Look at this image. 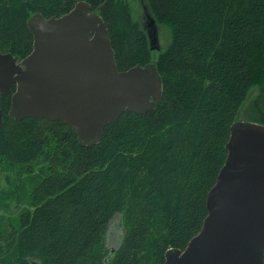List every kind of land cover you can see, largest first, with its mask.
<instances>
[{
	"label": "trees",
	"instance_id": "1",
	"mask_svg": "<svg viewBox=\"0 0 264 264\" xmlns=\"http://www.w3.org/2000/svg\"><path fill=\"white\" fill-rule=\"evenodd\" d=\"M78 1L0 0V50L25 58L27 19L62 16ZM86 1L104 4L118 69L147 64V35L120 0ZM142 1L170 36L157 54L163 89L152 111L122 113L84 147L62 122L11 119V94L1 96L0 167L38 177L31 209L15 226L0 225V247L10 252L0 264H164L168 249L183 250L202 227L237 115L264 125V0ZM248 104L254 114L245 113ZM117 214L125 226L109 252Z\"/></svg>",
	"mask_w": 264,
	"mask_h": 264
},
{
	"label": "water",
	"instance_id": "2",
	"mask_svg": "<svg viewBox=\"0 0 264 264\" xmlns=\"http://www.w3.org/2000/svg\"><path fill=\"white\" fill-rule=\"evenodd\" d=\"M144 20L149 62L120 71L106 23L87 3L77 2L58 18L31 16L30 54L19 61L0 52V101L11 93L8 117L62 122L85 147L97 144L122 113L152 111L163 89L156 66L160 46L154 19L145 13ZM240 116L206 195L199 233L185 249L167 250L164 264H264V125Z\"/></svg>",
	"mask_w": 264,
	"mask_h": 264
},
{
	"label": "rangeland",
	"instance_id": "3",
	"mask_svg": "<svg viewBox=\"0 0 264 264\" xmlns=\"http://www.w3.org/2000/svg\"><path fill=\"white\" fill-rule=\"evenodd\" d=\"M124 12L128 18V21L139 28H142L141 24L144 21L142 16V9L138 0H120ZM126 4V9L125 5ZM157 39L161 47V51L166 49L170 42L169 30L166 27H158ZM254 98V95L250 97ZM249 99V98H248ZM247 115L254 114L252 111V104H248ZM248 116L241 117V121L248 120ZM249 121V120H248ZM38 177L37 171L33 174H26L19 169H14L4 164L0 167V225L8 227L18 221V215L26 210L31 209L28 195L32 185L35 183V179ZM125 226L124 215L117 214L109 222L105 245L109 252L115 250L120 243L123 233V227ZM4 248L0 247V262L9 255L3 253Z\"/></svg>",
	"mask_w": 264,
	"mask_h": 264
},
{
	"label": "flooded vegetation",
	"instance_id": "4",
	"mask_svg": "<svg viewBox=\"0 0 264 264\" xmlns=\"http://www.w3.org/2000/svg\"><path fill=\"white\" fill-rule=\"evenodd\" d=\"M81 1H83V2H85V3H87L89 6H90V12H93V13H98V15H100L101 13H102V11H103V6H104V4L103 5H100V6H98V7H95V9H92V6H91V4L89 3V2H87L86 0H80V1H78V2H81ZM138 2H139V4H140V6H141V9H142V16H143V18H144V15H145V13H143V7H144V3H143V1L142 0H138ZM77 3V2H76ZM75 3V4H76ZM74 4V5H75ZM74 5H73V7H74ZM72 7V8H73ZM71 8V9H72ZM99 8H102V10L101 11H98V9ZM70 11V10H69ZM68 11V12H69ZM67 12V13H68ZM36 14H39V13H36ZM66 14V13H65ZM65 14H63V15H65ZM34 15V14H33ZM33 15H31V16H33ZM41 15V14H40ZM30 16V17H31ZM101 17H102V15H100ZM29 17V18H30ZM42 17H44V16H42ZM60 17V16H59ZM28 18V19H29ZM45 18V17H44ZM51 18V17H50ZM58 18V17H57ZM27 19V20H28ZM45 19H49V18H45ZM27 22V21H26ZM27 26V25H26ZM142 27H143V29H144V31H145V33L147 32V28H148V23H147V21H142ZM157 28H158V26H157ZM30 32V31H29ZM32 36V35H31ZM32 43H33V38H32ZM32 50V49H31ZM0 52L2 53V54H11V53H3L1 50H0ZM30 54V53H29ZM12 55V54H11ZM12 56H14V55H12ZM15 57H17V56H15ZM18 58V57H17ZM19 59V61H21V60H23V59H20V58H18ZM11 94V93H10Z\"/></svg>",
	"mask_w": 264,
	"mask_h": 264
},
{
	"label": "bare ground",
	"instance_id": "5",
	"mask_svg": "<svg viewBox=\"0 0 264 264\" xmlns=\"http://www.w3.org/2000/svg\"><path fill=\"white\" fill-rule=\"evenodd\" d=\"M250 121V120H249Z\"/></svg>",
	"mask_w": 264,
	"mask_h": 264
}]
</instances>
